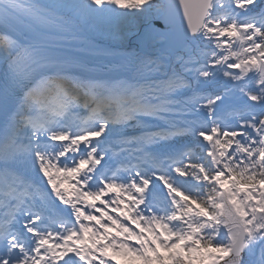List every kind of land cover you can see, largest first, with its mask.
<instances>
[{"label":"snow or ice","instance_id":"obj_1","mask_svg":"<svg viewBox=\"0 0 264 264\" xmlns=\"http://www.w3.org/2000/svg\"><path fill=\"white\" fill-rule=\"evenodd\" d=\"M0 28V264H264V0H0Z\"/></svg>","mask_w":264,"mask_h":264},{"label":"bare ground","instance_id":"obj_2","mask_svg":"<svg viewBox=\"0 0 264 264\" xmlns=\"http://www.w3.org/2000/svg\"><path fill=\"white\" fill-rule=\"evenodd\" d=\"M95 41L99 42V43H102L104 45H109V46L112 44V42L107 37L102 36V35H97L96 38H95ZM99 58H106V57L99 56ZM3 62H5V61H0V64H2Z\"/></svg>","mask_w":264,"mask_h":264},{"label":"trees","instance_id":"obj_3","mask_svg":"<svg viewBox=\"0 0 264 264\" xmlns=\"http://www.w3.org/2000/svg\"><path fill=\"white\" fill-rule=\"evenodd\" d=\"M181 142H183V143H187V142H188V141H187V138L174 137V138L170 139L169 141H167L166 144H171V143L178 144V143H181ZM134 264H135V262H134ZM136 264H137V263H136ZM139 264H140V263H139Z\"/></svg>","mask_w":264,"mask_h":264},{"label":"rangeland","instance_id":"obj_4","mask_svg":"<svg viewBox=\"0 0 264 264\" xmlns=\"http://www.w3.org/2000/svg\"><path fill=\"white\" fill-rule=\"evenodd\" d=\"M151 122H159V121H156V120H152V119H149L148 121H147V123H151ZM129 137H132V136H134L133 134H131V133H126ZM133 227H135V225H133ZM117 259H120L121 261H122V264H125V259L123 258V257H121V256H118L117 257ZM135 262H137V261H135ZM140 262V261H139Z\"/></svg>","mask_w":264,"mask_h":264}]
</instances>
